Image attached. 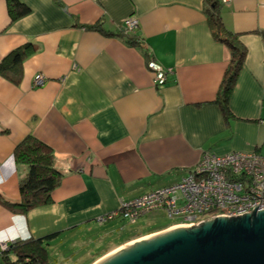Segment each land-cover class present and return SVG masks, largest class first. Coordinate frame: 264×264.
I'll use <instances>...</instances> for the list:
<instances>
[{
    "label": "crops",
    "instance_id": "obj_1",
    "mask_svg": "<svg viewBox=\"0 0 264 264\" xmlns=\"http://www.w3.org/2000/svg\"><path fill=\"white\" fill-rule=\"evenodd\" d=\"M22 1L30 12L12 20L0 0V61L35 47L19 83L0 74V257L17 240L42 239L48 253L82 243L79 228L151 191L141 193L145 186L179 182L205 152L264 154V0H222L224 24L246 49L230 113L219 99L232 53L206 0ZM128 17L139 20L140 46L117 35ZM151 60L173 70L162 85ZM29 134L53 149L63 178L50 202L20 213L6 203L21 199L28 166L13 152Z\"/></svg>",
    "mask_w": 264,
    "mask_h": 264
},
{
    "label": "built area",
    "instance_id": "obj_2",
    "mask_svg": "<svg viewBox=\"0 0 264 264\" xmlns=\"http://www.w3.org/2000/svg\"><path fill=\"white\" fill-rule=\"evenodd\" d=\"M228 1V0H225ZM139 20L128 17L123 33L135 32ZM154 83L162 85L173 70L155 60L148 62ZM46 77L40 73L34 84L41 86ZM264 208V154L236 151L227 155L205 152L196 166L179 182L151 190L134 199L123 201L119 208L100 216L103 221L115 217L135 223L144 216L165 212L170 218L180 217L177 224L196 225L219 215H236Z\"/></svg>",
    "mask_w": 264,
    "mask_h": 264
},
{
    "label": "trees",
    "instance_id": "obj_3",
    "mask_svg": "<svg viewBox=\"0 0 264 264\" xmlns=\"http://www.w3.org/2000/svg\"><path fill=\"white\" fill-rule=\"evenodd\" d=\"M8 3L12 20L27 15L31 10L22 0H8ZM224 3L222 0H206V11L216 37L225 42L232 53L219 99L223 111L230 113L228 105L230 94L237 75L243 67L246 49L238 34L229 30L224 24L222 17ZM87 27L105 32L101 24L87 25ZM134 33L118 32L117 35L127 44L140 46L143 40ZM34 50L35 47L31 43H26L10 52L0 61V74L16 84L19 83L23 75L24 59ZM13 155L17 162L28 166V171L20 182V201L6 204L15 212L25 213L35 206L50 202L52 191L60 185L63 178L62 171L56 166L53 149L33 134H29L16 145ZM43 241L42 239L14 241L2 251L1 260L4 264H45L49 261V254Z\"/></svg>",
    "mask_w": 264,
    "mask_h": 264
},
{
    "label": "water",
    "instance_id": "obj_4",
    "mask_svg": "<svg viewBox=\"0 0 264 264\" xmlns=\"http://www.w3.org/2000/svg\"><path fill=\"white\" fill-rule=\"evenodd\" d=\"M95 264H264V208L177 224L125 244Z\"/></svg>",
    "mask_w": 264,
    "mask_h": 264
},
{
    "label": "rangeland",
    "instance_id": "obj_5",
    "mask_svg": "<svg viewBox=\"0 0 264 264\" xmlns=\"http://www.w3.org/2000/svg\"><path fill=\"white\" fill-rule=\"evenodd\" d=\"M177 179H179L178 175L176 178L162 182L159 184L160 186H145L141 193L170 184V182L173 183ZM180 220V217L170 218L162 211L144 216L135 223H130L119 217L108 221H103L99 217L91 221L90 226L78 229L80 230L79 236L83 239L82 243L73 246L72 239H68L58 250L52 251L51 248V251L48 253L49 261L45 264H88L93 260L92 264H95L103 257L125 245L119 243L133 237L134 239L137 237L135 240L140 239L143 233L150 232L146 236L155 234ZM130 242L132 241L130 240L126 244ZM5 248V245H2V250ZM58 251L62 253L60 254ZM0 264H4L1 257Z\"/></svg>",
    "mask_w": 264,
    "mask_h": 264
},
{
    "label": "bare ground",
    "instance_id": "obj_6",
    "mask_svg": "<svg viewBox=\"0 0 264 264\" xmlns=\"http://www.w3.org/2000/svg\"><path fill=\"white\" fill-rule=\"evenodd\" d=\"M38 86V85H37ZM233 152H236V151H233ZM229 153H232V152H229ZM229 153H226V154H219V155H227V154H229Z\"/></svg>",
    "mask_w": 264,
    "mask_h": 264
},
{
    "label": "clouds",
    "instance_id": "obj_7",
    "mask_svg": "<svg viewBox=\"0 0 264 264\" xmlns=\"http://www.w3.org/2000/svg\"><path fill=\"white\" fill-rule=\"evenodd\" d=\"M169 227H171V225H170V226H168V227H166L165 229H167V228H169ZM4 245H5V247H7V246H6V244H4Z\"/></svg>",
    "mask_w": 264,
    "mask_h": 264
}]
</instances>
